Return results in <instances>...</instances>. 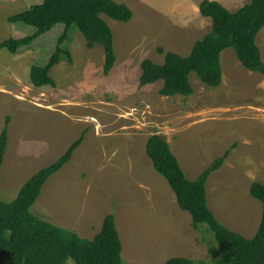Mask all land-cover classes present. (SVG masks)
<instances>
[{
  "label": "rangeland",
  "instance_id": "rangeland-1",
  "mask_svg": "<svg viewBox=\"0 0 264 264\" xmlns=\"http://www.w3.org/2000/svg\"><path fill=\"white\" fill-rule=\"evenodd\" d=\"M42 1L0 0V43L34 35L35 28L9 18ZM113 1L129 6L134 18L123 23L102 16L113 31L117 56L109 75L103 47L89 49L77 26L63 45L73 62L64 58L50 73L55 86L34 87L30 73L55 53L63 24L16 54L0 51V134L11 117L1 199L16 200L26 182L84 136L71 162L44 186L31 209L36 217L93 240L114 214L126 264H165L172 258L219 264L214 235L205 225L193 226L154 169L146 145L154 135L164 137L190 180L231 150L207 184L209 205L224 226L253 239L263 214L250 188L264 183V75L245 69L229 48L221 54L218 88L195 74L189 97L161 96L163 81L142 87L144 60L164 64L168 52L188 56L213 22L200 14L203 0ZM211 1L232 13L252 2ZM257 43L264 59V28Z\"/></svg>",
  "mask_w": 264,
  "mask_h": 264
},
{
  "label": "trees",
  "instance_id": "trees-1",
  "mask_svg": "<svg viewBox=\"0 0 264 264\" xmlns=\"http://www.w3.org/2000/svg\"><path fill=\"white\" fill-rule=\"evenodd\" d=\"M200 14L212 20V31L195 44L188 56L168 52L164 64L144 60L141 65L142 87L163 81L161 96L189 97L194 94L190 76L195 74L206 86L218 88L223 82L221 54L229 48L235 51L245 69L264 75V59L257 43L264 28V0H252L235 13L217 1L203 0ZM103 15L123 23L134 18L129 6L113 0H43L41 4L9 18V23L26 24L35 28L36 33L3 41L0 51L7 49L16 54L20 48L31 45L41 35L63 24L65 30L55 53L45 66H33L30 73L34 87L55 86L50 73L64 58L73 62L70 51L63 45L69 38L70 29L77 26L89 49L96 45L103 47L104 73L109 75L117 56L113 31ZM160 52L164 54L162 50ZM10 125L11 117L8 116L0 134V185L9 147ZM83 141L84 136H81L59 160L36 173L12 203L4 202L0 196V264H126L114 214H109L99 234L88 240L36 217L31 211L44 186L71 162ZM146 153L154 169L176 195L179 207L191 215L193 226L205 225L214 235L221 252L219 264H264V183L255 182L250 188L252 197L263 206L260 227L251 240L224 226L209 205L207 184L211 176L223 167L231 150L217 158L195 180L186 176L164 137L152 136L146 145ZM165 264L195 262L187 258H172Z\"/></svg>",
  "mask_w": 264,
  "mask_h": 264
}]
</instances>
